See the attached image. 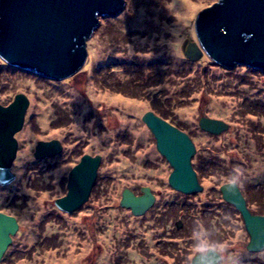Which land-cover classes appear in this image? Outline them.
Returning a JSON list of instances; mask_svg holds the SVG:
<instances>
[{
  "label": "rangeland",
  "instance_id": "374dc122",
  "mask_svg": "<svg viewBox=\"0 0 264 264\" xmlns=\"http://www.w3.org/2000/svg\"><path fill=\"white\" fill-rule=\"evenodd\" d=\"M217 1L125 0L118 14L99 18L88 57L65 78L0 59V103L18 92L29 99L14 135V179L0 185V211L18 222L0 264H189L207 247L220 252L217 264H264V250L245 249L243 220L219 190L235 179L252 208L264 206V68L183 53L197 42L196 16ZM148 110L194 142L192 165L204 164L200 192L168 184L172 168L141 119ZM201 116L229 127L207 132ZM50 139L61 151L35 158L37 141ZM83 154L101 156L96 178L87 201L66 213L54 200L66 193L68 172ZM140 186L157 199L133 215L119 200L123 188Z\"/></svg>",
  "mask_w": 264,
  "mask_h": 264
},
{
  "label": "water",
  "instance_id": "95a60500",
  "mask_svg": "<svg viewBox=\"0 0 264 264\" xmlns=\"http://www.w3.org/2000/svg\"><path fill=\"white\" fill-rule=\"evenodd\" d=\"M125 9V0H0V59L5 63L41 75L61 79L72 75L89 55V35L101 16H114ZM197 42H188L184 55L190 60L205 53L212 61L229 66L242 63L264 68V0H218L204 6L194 21ZM29 105L28 97L18 92L11 102L0 103V185L14 179L11 164L16 155L18 132ZM142 121L155 139V148L171 166L167 181L184 194L200 192L191 159L196 147L190 136L151 110ZM202 130L219 134L229 125L220 119L201 116ZM57 139L37 141L33 156L44 158L59 153ZM99 154H83L67 175L66 193L54 200L66 213L84 204L94 184ZM221 197L238 210L249 239L246 250H264V215L252 214L237 182L219 186ZM140 194L123 188L119 205L133 215L143 214L154 202L148 186ZM18 229L13 215L0 211V259ZM221 258L213 248L197 253L191 264H216Z\"/></svg>",
  "mask_w": 264,
  "mask_h": 264
},
{
  "label": "flooded vegetation",
  "instance_id": "af4514ba",
  "mask_svg": "<svg viewBox=\"0 0 264 264\" xmlns=\"http://www.w3.org/2000/svg\"><path fill=\"white\" fill-rule=\"evenodd\" d=\"M130 73H132V72H130ZM133 75V74H132ZM131 75V76H132ZM130 76V77H131ZM122 89V88H121ZM152 111V110H151ZM153 112V111H152ZM155 113V112H154ZM155 114H157V113H155ZM157 115H159V114H157ZM160 116V115H159ZM162 117V116H161ZM163 118V117H162ZM165 119V118H164ZM165 120H167V121H169L168 119H165ZM170 122V121H169ZM170 123H172V122H170ZM173 124V123H172ZM173 125H175V124H173ZM176 126V125H175ZM192 160V159H191ZM193 166V165H192ZM194 169H195V171H196V174H197V178H198V180H199V174L200 173H198V169H196L195 167H193ZM200 183V182H199ZM140 187H142V186H140ZM140 187H139V191L138 192H136V191H134V190H132L135 194H140L141 192H140ZM240 187V186H239ZM150 190H151V192L153 193V195L155 196V198H154V201L157 199V195H156V193L150 188ZM240 190H241V192H242V194L244 195V197H245V200H246V205H247V207H248V209L250 210V212L252 213V214H258V215H264V206H263V204H262V202H260V203H257V205H256V208H252V203L250 202V200L248 199V197H246V194H245V192H243L242 191V188H240ZM225 201V200H224ZM226 202V201H225ZM154 203V202H153ZM226 203H228V202H226ZM228 204H230V203H228ZM153 205V204H152ZM151 205V206H152ZM234 209H235V207L232 205V204H230ZM150 206V207H151ZM149 207V208H150ZM149 208L146 210V211H148L149 210ZM236 210V209H235ZM145 211V212H146ZM237 212H238V210H236ZM239 213V212H238ZM240 215V214H239ZM249 239V238H248ZM246 246V245H245ZM209 248H213V247H207V248H205L204 250H205V253H206V251H207V249H209ZM215 251H217L215 248H213ZM245 249H246V247H245ZM262 251V250H261ZM218 252V251H217ZM247 252H250V251H248L247 250ZM197 253H202L201 251H197L194 255H196ZM205 253H202V254H205ZM219 254H220V252H218ZM194 255H192L191 256V258H190V262H189V264H191V261H192V258L194 257ZM1 259H2V257H1ZM0 259V260H1ZM217 264V263H216Z\"/></svg>",
  "mask_w": 264,
  "mask_h": 264
},
{
  "label": "trees",
  "instance_id": "16d2710c",
  "mask_svg": "<svg viewBox=\"0 0 264 264\" xmlns=\"http://www.w3.org/2000/svg\"><path fill=\"white\" fill-rule=\"evenodd\" d=\"M156 113V112H155ZM158 114V113H157ZM160 116H162L163 118H165V119H168L166 116H163V115H161V114H159ZM176 125V124H175ZM178 128H180V126H178V125H176ZM181 129V128H180ZM204 163V162H203ZM203 166H204V164H201V168L200 167H195L196 169H200V170H202L203 171ZM213 167H215V166H212V168ZM205 171V170H204Z\"/></svg>",
  "mask_w": 264,
  "mask_h": 264
},
{
  "label": "clouds",
  "instance_id": "9594fccd",
  "mask_svg": "<svg viewBox=\"0 0 264 264\" xmlns=\"http://www.w3.org/2000/svg\"><path fill=\"white\" fill-rule=\"evenodd\" d=\"M232 183H235V179L231 181ZM198 251H201L202 253H205V250L203 248L198 249ZM206 254V253H205Z\"/></svg>",
  "mask_w": 264,
  "mask_h": 264
}]
</instances>
